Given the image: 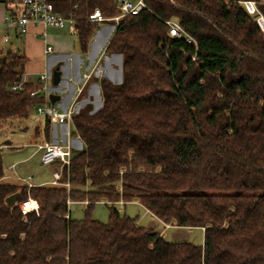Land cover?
Returning a JSON list of instances; mask_svg holds the SVG:
<instances>
[{"label":"trees","instance_id":"1","mask_svg":"<svg viewBox=\"0 0 264 264\" xmlns=\"http://www.w3.org/2000/svg\"><path fill=\"white\" fill-rule=\"evenodd\" d=\"M45 1L74 19L81 52L99 25L86 21L95 9L121 14L114 0ZM143 2L138 14L104 22L115 27L105 53L121 55L122 79L100 80L101 108L72 117L84 148L63 170L70 189L3 183L0 153V264H264V31L256 22L264 0ZM171 19L194 43L168 36ZM0 56V123L26 120L46 103L41 82L11 91L25 57ZM29 198L37 210L23 213ZM67 201L85 203L83 218L71 217ZM120 201L165 225L202 229V245L167 241L121 214ZM101 202L105 223L91 216Z\"/></svg>","mask_w":264,"mask_h":264},{"label":"crops","instance_id":"2","mask_svg":"<svg viewBox=\"0 0 264 264\" xmlns=\"http://www.w3.org/2000/svg\"><path fill=\"white\" fill-rule=\"evenodd\" d=\"M13 5L14 0H7L6 3L0 2V27L3 26L4 18L10 12ZM114 30L115 27L111 24H99L88 43L86 51L81 52L76 43L74 32L69 31L68 26L61 29L39 25L30 26L24 34L15 33L12 30L5 31L0 29V55L9 51L17 52L25 57L23 66L24 74L22 77L24 82H35L38 80L39 75L46 72V70L59 68L62 72L60 86L54 92L49 89L47 93V95L53 93L59 97V100L56 101L54 106L60 110H66L77 96V112L85 106H90L92 112H96L102 105L100 80L107 79L113 84H119L122 79L121 55L105 53L106 45L113 35ZM5 36H8V41L6 42L4 41ZM47 46L52 47V53H45ZM64 59L65 65L61 68L62 64L60 62ZM92 70L93 74L85 79L84 75H89ZM78 90H80V93ZM33 114L36 116L35 111ZM39 120L43 123L40 130H43L42 135H44L45 119L40 117L37 121ZM48 127L50 129L48 142H58L61 140L62 134L68 130L73 147L72 153L83 150L84 145L77 134L74 133L72 124L62 125L54 120H50ZM44 142L46 140L33 141L35 151L31 155L37 152L36 145ZM0 147L3 149L7 147L12 149L19 148V146L10 144V142H5ZM13 165L16 164L13 163L10 167H13ZM4 178H8V176L4 175L2 180ZM17 180L22 181L19 177H17ZM50 181L51 179L43 178L38 184L28 183L26 181L27 184L25 185H48ZM34 203L36 204L35 201ZM34 210H37V204ZM151 217L153 216L151 215ZM153 218L157 223L154 222V225L149 228L155 229L164 238L165 231L175 228V226L165 225L155 217Z\"/></svg>","mask_w":264,"mask_h":264},{"label":"built area","instance_id":"3","mask_svg":"<svg viewBox=\"0 0 264 264\" xmlns=\"http://www.w3.org/2000/svg\"><path fill=\"white\" fill-rule=\"evenodd\" d=\"M7 0H0L4 3ZM118 9L121 11V14L113 18L107 19L102 16L101 12L98 9H95L86 19L90 23L102 24L107 20L117 22L119 18L124 15H136L141 10L147 9L143 0H114ZM246 11L249 14L255 13L256 9L253 3L243 2ZM262 19V18H261ZM167 26L168 36L175 39L184 38L188 43H194V39L190 37L180 26L176 20H167L164 21ZM264 25V21H262ZM75 21L72 18H64L59 14L54 12L53 6L46 2L45 0H14V5L11 7L10 12L4 18L3 26L0 29L5 31L12 30L15 33L24 34L30 26H44L55 29H61L66 26L69 27V31L74 32ZM261 30L264 31V27H261ZM4 41H8V36L4 37ZM52 47L47 46L45 49L46 54L52 53ZM98 72V71H97ZM93 74V70L89 75H84L85 79L89 78ZM51 77V73L44 72L39 75L38 80L41 82V88L38 93H40L45 99L46 103L40 106H37L35 109V115L43 119L48 118L49 120H54L59 124H72V117L77 113V96L72 101L71 105L66 110H60L54 105L49 104L48 95H47V83L46 79ZM24 80L18 84H14L10 87L11 91H18L21 89L22 83ZM80 93V90H78ZM78 93V94H79ZM72 144L70 132L66 130L62 134L61 140L58 142H44L36 145V151L41 152L40 163L42 165H58L60 168L59 172H52V180L49 184L53 186H64L65 188L69 187V183L61 182L62 173L64 168H67L72 157ZM31 186L30 184H28ZM71 202L67 201V205ZM120 205L123 202H119ZM21 208V205H20ZM33 210V209H32ZM21 211L25 213L21 208ZM28 212V211H27Z\"/></svg>","mask_w":264,"mask_h":264},{"label":"rangeland","instance_id":"4","mask_svg":"<svg viewBox=\"0 0 264 264\" xmlns=\"http://www.w3.org/2000/svg\"><path fill=\"white\" fill-rule=\"evenodd\" d=\"M244 2H250V1H244ZM262 21L263 20L261 18L256 20L260 30L261 27H264ZM64 61L65 59L60 62L62 64L61 68L65 65ZM53 70H46V72L48 71L51 73ZM46 83L48 87L47 93L49 92V89L54 92L59 87V86H53L52 78L50 77L46 79ZM33 113L34 111H31L30 117L26 120H20V122L18 120H12V121H7L6 123H0V145L3 146L5 142H10V144H15L19 146L18 149H12L8 147L3 149L2 147H0V149H2L0 153L2 158L3 172L5 176H8V178H4V180H1L3 183H14L19 185L21 184L25 185L27 184L26 183L27 181L28 183L31 182L33 184H38V182L43 178L52 180L51 178L52 172L55 171L59 172L60 170L58 165H53V164L42 165L40 163L41 152H36L33 155H31L35 151V146L33 145V141L35 142L42 140H46V142L49 141V139L47 140L46 138L44 139V137L42 138L43 130L41 131L40 129L43 123L40 120L37 121L39 117L34 116ZM13 163L16 165L10 167L11 164ZM52 167L53 170L51 171ZM17 177H19L22 181L17 180ZM27 186L30 187L29 185ZM45 186H51V184ZM66 189L69 190L70 185ZM28 201L34 202L33 199L27 200L26 202ZM84 206L85 203L84 204L70 203L68 205V209L71 213V217L73 219L83 218ZM35 207L36 204L32 209L34 210ZM116 208L119 210L121 214H126L129 217H137V221L140 226L149 228L150 226L154 225V222L157 223L156 220L153 217H151L150 213L146 211L137 202H131L124 206L116 205ZM32 209H29L28 211H31ZM91 216L94 220L99 221L101 223L107 222L108 220L107 206H105L103 202L96 204L91 213ZM165 239L167 241H186V242H191L195 245H202L203 232L200 228L175 227L165 231Z\"/></svg>","mask_w":264,"mask_h":264},{"label":"water","instance_id":"5","mask_svg":"<svg viewBox=\"0 0 264 264\" xmlns=\"http://www.w3.org/2000/svg\"><path fill=\"white\" fill-rule=\"evenodd\" d=\"M4 61H5V56H0V65L3 64ZM61 76H62V72L59 68H56L55 70H53L51 72L53 86H60ZM58 100H59V97L56 96L55 94L51 93L48 95V101L51 105H54L56 103V101H58ZM18 198H19V194L15 193V194L8 196L5 199V202L9 206H13L17 202Z\"/></svg>","mask_w":264,"mask_h":264},{"label":"bare ground","instance_id":"6","mask_svg":"<svg viewBox=\"0 0 264 264\" xmlns=\"http://www.w3.org/2000/svg\"><path fill=\"white\" fill-rule=\"evenodd\" d=\"M35 206V203L33 201H28V202H25L24 204H22V209L24 210H29L30 208H33Z\"/></svg>","mask_w":264,"mask_h":264}]
</instances>
